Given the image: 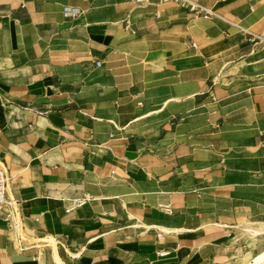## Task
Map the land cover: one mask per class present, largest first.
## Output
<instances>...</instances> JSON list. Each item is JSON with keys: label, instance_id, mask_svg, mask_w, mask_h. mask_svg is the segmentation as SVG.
Instances as JSON below:
<instances>
[{"label": "crops", "instance_id": "0c3cea01", "mask_svg": "<svg viewBox=\"0 0 264 264\" xmlns=\"http://www.w3.org/2000/svg\"><path fill=\"white\" fill-rule=\"evenodd\" d=\"M194 1L0 0V264L264 253V0Z\"/></svg>", "mask_w": 264, "mask_h": 264}, {"label": "built area", "instance_id": "2783aa9c", "mask_svg": "<svg viewBox=\"0 0 264 264\" xmlns=\"http://www.w3.org/2000/svg\"><path fill=\"white\" fill-rule=\"evenodd\" d=\"M151 0H134V2L138 5H148L150 4ZM164 1H171L183 8H186L190 13L195 16L203 17V18H210L214 17V11L202 4L194 0H164ZM223 1V0H222ZM126 28H130V23L127 22ZM195 47L196 45L193 44ZM100 66V62L97 63ZM9 180L10 176L8 173V169L4 165H0V206L7 205L9 202L7 200L8 188H9ZM88 200H90V195L85 196L83 200H81L78 204L81 206L85 204Z\"/></svg>", "mask_w": 264, "mask_h": 264}, {"label": "rangeland", "instance_id": "374dc122", "mask_svg": "<svg viewBox=\"0 0 264 264\" xmlns=\"http://www.w3.org/2000/svg\"><path fill=\"white\" fill-rule=\"evenodd\" d=\"M134 5H135V7L137 6L136 4H134ZM260 229H261V228H260ZM263 229H264V228H263ZM254 230H255V229H254ZM254 232H255V233H259L260 230L257 229V230H255ZM46 243H49V244L54 243V240H53V239H46V240H43V241L40 242V243L37 242L38 247L40 248V251L43 249V248H41L42 245H44V244H46ZM54 244H55V243H54ZM263 251H264V250H263ZM263 251H262V252H263ZM262 252H259V253H262ZM258 255H259V254H258ZM258 255H255L254 257H256V256H258ZM254 257H253V259H254ZM253 259H252L250 262H252ZM250 262H248L247 264H249ZM230 264H235V263L230 262ZM236 264H238V263H236ZM260 264H264V261H262V263H260Z\"/></svg>", "mask_w": 264, "mask_h": 264}, {"label": "bare ground", "instance_id": "6f19581e", "mask_svg": "<svg viewBox=\"0 0 264 264\" xmlns=\"http://www.w3.org/2000/svg\"><path fill=\"white\" fill-rule=\"evenodd\" d=\"M133 2H134V0H133ZM134 3H135V2H134ZM135 4H136V3H135ZM136 5H137V7H140L138 4H136ZM262 261H264V253H263L262 255L256 257V258L253 260V262H251L250 264H260V263H262Z\"/></svg>", "mask_w": 264, "mask_h": 264}]
</instances>
